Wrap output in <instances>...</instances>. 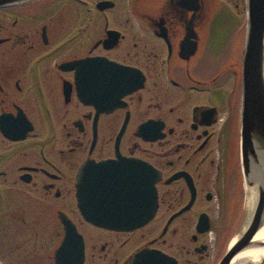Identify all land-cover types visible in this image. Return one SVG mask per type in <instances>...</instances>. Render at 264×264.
Instances as JSON below:
<instances>
[{
  "label": "flooded vegetation",
  "instance_id": "obj_1",
  "mask_svg": "<svg viewBox=\"0 0 264 264\" xmlns=\"http://www.w3.org/2000/svg\"><path fill=\"white\" fill-rule=\"evenodd\" d=\"M243 10L246 0H31L0 8L3 264H55L64 219L83 237L84 264H132L141 251L206 264L219 234L232 237L240 208L217 219L240 182ZM108 62L131 73L111 75ZM116 80L137 88L117 101ZM144 163L156 179L148 224L114 230L83 218L77 184L85 165L95 184H138ZM100 164L109 168L98 171Z\"/></svg>",
  "mask_w": 264,
  "mask_h": 264
},
{
  "label": "water",
  "instance_id": "obj_2",
  "mask_svg": "<svg viewBox=\"0 0 264 264\" xmlns=\"http://www.w3.org/2000/svg\"><path fill=\"white\" fill-rule=\"evenodd\" d=\"M28 1L31 0H0V8ZM246 11L240 153L246 191H255L257 202L250 221L247 215L242 230L233 238L218 264H232L243 251L264 246L263 241L255 240L264 226V0H246ZM79 65L83 66L82 63ZM106 67L111 75L128 76L131 73V69L113 62H108ZM112 86L115 94L111 91L117 101L137 88L130 80H116ZM81 97L87 101L90 98L89 90L81 89ZM143 166L144 177L138 184L115 181L95 184L93 168L85 165L77 184L79 208L84 219L99 227L126 231H134L148 224L157 209L156 179L153 181L150 177L153 174L151 167L145 163ZM108 168L109 165L100 164L96 169L104 171ZM63 223L65 236L55 252V264H84L83 237L70 220L64 219ZM263 262L264 259L258 264ZM0 264L3 263L0 261ZM132 264L177 262L160 252L141 251L136 254Z\"/></svg>",
  "mask_w": 264,
  "mask_h": 264
},
{
  "label": "rangeland",
  "instance_id": "obj_3",
  "mask_svg": "<svg viewBox=\"0 0 264 264\" xmlns=\"http://www.w3.org/2000/svg\"><path fill=\"white\" fill-rule=\"evenodd\" d=\"M241 18H243V21L242 20L240 21V27H239V29H241V32H242V30L244 32V26L246 28V24H244V19L246 21V14H245V11L244 10H243V13L241 14ZM224 45H225L224 43H215L214 44V47L216 49H219V48H221ZM214 61H215V57L212 54L209 55V57H208V67H209V70L210 71L212 70V68H214L212 66V63ZM240 166H241V167H239V169H240L239 170V179H240L239 181L240 182L237 185L238 192L236 193V197H235V199H234L233 202L230 201L228 203V207L224 210L223 213L220 212V217L217 219L218 222L219 221L220 222H223V221L226 220V211H227V209H230V211H231L232 207H234V210L236 208H238V207L240 208V217L238 219L239 220L238 221V226L235 229L236 231L231 234L232 237L234 235H237L242 230L243 225H244V223L246 221V218H247V212H246L247 199H246V192H245V186H244V178H243L242 164ZM217 232L218 233L215 232V234H213V237H216L217 234H219V231H217ZM219 235H220V238L221 239L217 238V241H214V242H216V244L213 246V248L211 250V256L208 258L206 264H218V262L221 260L222 256L226 252L227 246L229 244V240L231 238H229V235H225L223 233V231ZM214 242H213V244H214ZM54 249L55 248H53V250L51 251V254H53ZM38 264H43V262H39ZM262 264H264V262Z\"/></svg>",
  "mask_w": 264,
  "mask_h": 264
},
{
  "label": "bare ground",
  "instance_id": "obj_4",
  "mask_svg": "<svg viewBox=\"0 0 264 264\" xmlns=\"http://www.w3.org/2000/svg\"><path fill=\"white\" fill-rule=\"evenodd\" d=\"M247 206L246 212L248 215V222L250 221L254 209L256 207V192L246 191ZM256 241L264 242V226L255 236ZM264 259V246L248 249L240 253L232 262V264H258Z\"/></svg>",
  "mask_w": 264,
  "mask_h": 264
}]
</instances>
